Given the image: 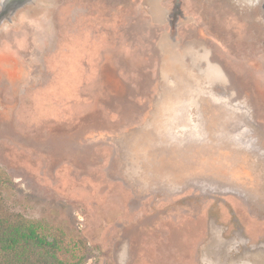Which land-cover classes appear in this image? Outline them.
<instances>
[{"label":"rangeland","instance_id":"374dc122","mask_svg":"<svg viewBox=\"0 0 264 264\" xmlns=\"http://www.w3.org/2000/svg\"><path fill=\"white\" fill-rule=\"evenodd\" d=\"M0 191L86 264H264V0L22 3Z\"/></svg>","mask_w":264,"mask_h":264},{"label":"trees","instance_id":"16d2710c","mask_svg":"<svg viewBox=\"0 0 264 264\" xmlns=\"http://www.w3.org/2000/svg\"><path fill=\"white\" fill-rule=\"evenodd\" d=\"M87 249L61 228L14 212L0 191V264H86Z\"/></svg>","mask_w":264,"mask_h":264},{"label":"flooded vegetation","instance_id":"af4514ba","mask_svg":"<svg viewBox=\"0 0 264 264\" xmlns=\"http://www.w3.org/2000/svg\"><path fill=\"white\" fill-rule=\"evenodd\" d=\"M1 1L2 3L0 9V22L3 19L8 18L14 9L18 8L22 3L24 4L28 0H1Z\"/></svg>","mask_w":264,"mask_h":264},{"label":"bare ground","instance_id":"6f19581e","mask_svg":"<svg viewBox=\"0 0 264 264\" xmlns=\"http://www.w3.org/2000/svg\"><path fill=\"white\" fill-rule=\"evenodd\" d=\"M249 2H253V1H256V0H248Z\"/></svg>","mask_w":264,"mask_h":264}]
</instances>
